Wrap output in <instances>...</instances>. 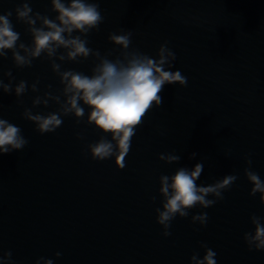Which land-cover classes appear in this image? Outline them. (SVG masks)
Returning <instances> with one entry per match:
<instances>
[{
  "label": "water",
  "instance_id": "obj_1",
  "mask_svg": "<svg viewBox=\"0 0 264 264\" xmlns=\"http://www.w3.org/2000/svg\"><path fill=\"white\" fill-rule=\"evenodd\" d=\"M20 2L0 0V12ZM30 3L34 11L54 15L48 0ZM99 4L104 20L89 33L92 48L111 49L107 36L121 29L132 30L130 47L150 55L167 40L177 53L173 68L181 69L188 82L164 86L163 103L136 126L123 168L111 158L94 160L86 154L87 143L101 133L83 118L77 124L66 116L54 132L39 133L21 116L34 93L23 94L19 104L14 94L0 91V117L19 125L28 139L23 149L0 154V254L11 250L18 264L56 251L61 256L54 264H188L194 251L203 254L204 241L216 251L217 264H264V250H250L243 240L252 228L250 216H264L259 194L249 195L244 175L248 155L250 167L264 177V0ZM15 26L28 42L25 26ZM63 66L88 72L91 58ZM8 68L16 81L39 77L41 90L60 87L47 60L36 58L30 67L16 68L9 53L0 58V77ZM55 107L50 102L33 111ZM169 151L181 159L166 163L158 158ZM198 160L204 168L197 183L229 173L237 179L214 205L175 217L171 234L164 236L154 211L160 206L158 177ZM199 211L208 213L203 226L190 220Z\"/></svg>",
  "mask_w": 264,
  "mask_h": 264
},
{
  "label": "clouds",
  "instance_id": "obj_2",
  "mask_svg": "<svg viewBox=\"0 0 264 264\" xmlns=\"http://www.w3.org/2000/svg\"><path fill=\"white\" fill-rule=\"evenodd\" d=\"M48 3L52 16L34 11L30 0H21L13 8L0 12V58L10 53L16 68L30 67L36 58L47 60L60 87L52 90L51 85H46L41 90L39 77L31 83L24 79L16 81L8 68L0 77V91L14 94L19 104L23 103V94L29 90L34 93L31 107H24L21 116L32 122L39 133L54 132L66 116L74 117L77 124L83 118L84 124L101 133L95 141L87 143L86 154L94 160L111 158L117 168H123L136 126L148 110L163 103L160 93L164 86L173 83L185 86L188 77L181 69L173 68L177 53L167 40L150 55L130 47L133 32L121 29L108 34L111 49L101 52L92 48L89 33L97 30L104 20L99 0H48ZM16 23L25 26L28 42L20 38ZM89 58L88 72L63 66L65 62L82 63ZM50 102L56 105L54 110L33 111L37 105L46 107ZM76 135L82 137L80 132ZM27 143L19 125L0 117V154L21 150ZM196 156V152L190 153V157ZM158 158L166 163L181 159L173 151L159 153ZM245 159L248 166L244 175L251 185L249 195L258 193L260 204L264 205V177L250 167V156ZM203 168V161L198 160L191 167L179 166L171 174L158 177L160 206L154 211L162 235L171 234L170 225L175 217H188L191 209H206L222 200L224 192L237 179V174L229 173L212 183H197ZM249 219L252 228L243 233V240L250 250H264V216L253 214ZM190 220L203 226L208 222V213L199 211ZM200 248L203 254L194 251L188 264H217L213 248L204 241L200 242ZM59 256L60 251L52 257L38 256L32 264H54ZM0 264L18 262L12 258L11 250H5L0 254Z\"/></svg>",
  "mask_w": 264,
  "mask_h": 264
}]
</instances>
